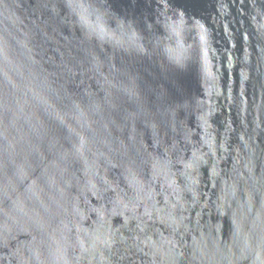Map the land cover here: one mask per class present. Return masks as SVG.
Wrapping results in <instances>:
<instances>
[{"label": "water", "instance_id": "obj_1", "mask_svg": "<svg viewBox=\"0 0 264 264\" xmlns=\"http://www.w3.org/2000/svg\"><path fill=\"white\" fill-rule=\"evenodd\" d=\"M0 264H264V0H0Z\"/></svg>", "mask_w": 264, "mask_h": 264}]
</instances>
